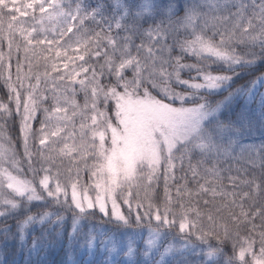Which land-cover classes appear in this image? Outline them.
<instances>
[{
  "label": "snow or ice",
  "instance_id": "obj_1",
  "mask_svg": "<svg viewBox=\"0 0 264 264\" xmlns=\"http://www.w3.org/2000/svg\"><path fill=\"white\" fill-rule=\"evenodd\" d=\"M0 264H264V0H0Z\"/></svg>",
  "mask_w": 264,
  "mask_h": 264
}]
</instances>
